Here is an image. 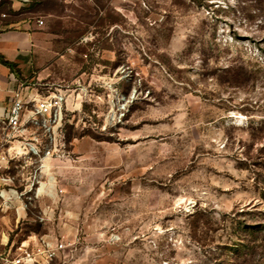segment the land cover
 Returning <instances> with one entry per match:
<instances>
[{"label": "rangeland", "instance_id": "obj_1", "mask_svg": "<svg viewBox=\"0 0 264 264\" xmlns=\"http://www.w3.org/2000/svg\"><path fill=\"white\" fill-rule=\"evenodd\" d=\"M21 12L7 18L38 26L37 68L66 94L73 156L52 167V195L0 212V236L72 243L53 264H264V0Z\"/></svg>", "mask_w": 264, "mask_h": 264}, {"label": "built area", "instance_id": "obj_2", "mask_svg": "<svg viewBox=\"0 0 264 264\" xmlns=\"http://www.w3.org/2000/svg\"><path fill=\"white\" fill-rule=\"evenodd\" d=\"M38 23L42 25L44 21ZM31 81L39 89L38 94L25 96L24 82L14 92L7 113L0 116V210L15 209L18 215L36 207L40 197L52 195V181L56 178L52 167L73 156L66 129L65 92L51 91L41 80ZM41 87L48 93H42ZM0 243L6 244L4 251L0 250V264H53L60 253L64 259L69 257L67 249L73 246L64 239L38 233L17 246L9 239Z\"/></svg>", "mask_w": 264, "mask_h": 264}, {"label": "crops", "instance_id": "obj_3", "mask_svg": "<svg viewBox=\"0 0 264 264\" xmlns=\"http://www.w3.org/2000/svg\"><path fill=\"white\" fill-rule=\"evenodd\" d=\"M1 5L10 4L12 12L0 11V76L3 81V90L0 91V116L7 113L14 98V92L26 82L25 96L37 95L39 89L33 87L31 80H43L44 71L38 70L35 57V41L39 32L37 24L21 17L9 20L7 17L23 14L21 10L27 5V0H0ZM7 18V19H5ZM4 60L12 62L11 66ZM10 210V209H9ZM3 209L0 212H7ZM11 221V220H10ZM0 236V241L6 238Z\"/></svg>", "mask_w": 264, "mask_h": 264}, {"label": "trees", "instance_id": "obj_4", "mask_svg": "<svg viewBox=\"0 0 264 264\" xmlns=\"http://www.w3.org/2000/svg\"><path fill=\"white\" fill-rule=\"evenodd\" d=\"M3 6H4V4H3V5L0 4V11H2L1 8H2ZM12 11H13V10H11V12H12ZM4 62L7 63V64H9V65H11V66L14 65L12 62H9V61H6V60H4Z\"/></svg>", "mask_w": 264, "mask_h": 264}]
</instances>
